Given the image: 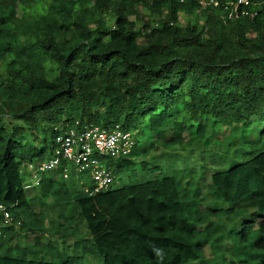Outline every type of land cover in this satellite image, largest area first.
I'll return each mask as SVG.
<instances>
[{
	"label": "trees",
	"instance_id": "trees-1",
	"mask_svg": "<svg viewBox=\"0 0 264 264\" xmlns=\"http://www.w3.org/2000/svg\"><path fill=\"white\" fill-rule=\"evenodd\" d=\"M251 1L259 3L251 18L222 23L217 10L190 1L0 0V204L20 222L0 229V264H83L87 256L101 264H185L209 242L218 247L221 237H212L222 226L211 219L223 214L245 216L234 236L246 261L249 252L264 253V0ZM194 12L201 28L179 25L180 14ZM74 122L118 125L135 133V145L138 135L147 141L154 133L150 148L180 146L187 129L202 145L223 128L254 139L240 154L249 158L235 161L233 153L205 185L201 174L186 182L162 174L89 194L88 178L70 171L68 180L54 172L23 190L25 164L49 157L53 137ZM132 154L135 146L107 160L119 159L118 171ZM17 231L30 243L12 245Z\"/></svg>",
	"mask_w": 264,
	"mask_h": 264
},
{
	"label": "rangeland",
	"instance_id": "rangeland-1",
	"mask_svg": "<svg viewBox=\"0 0 264 264\" xmlns=\"http://www.w3.org/2000/svg\"><path fill=\"white\" fill-rule=\"evenodd\" d=\"M30 9L29 11H31ZM19 14V11L17 10ZM197 12H194L191 17H186L183 14L179 15V25L183 26L185 22L190 24H195L197 28L202 27V20L196 18ZM103 22L106 27L112 26L113 17L109 13H104L102 15ZM144 19V15H143ZM133 21V18H129ZM143 21V20H141ZM141 21H135V28L138 29L141 26ZM17 123L13 120H4L3 125L9 126ZM170 131V130H168ZM135 135L134 132H131ZM140 134V132H139ZM138 135V134H137ZM170 135V132L167 133ZM138 142H136V149L138 150V155L132 154L126 159L131 161V164H123L118 171H115L116 166L119 164V159L107 160L105 164L108 165L111 172H114L113 188H118L129 183H140L146 180H150L158 175H174L175 178L180 179L181 182H186L188 179L197 180L200 176V182L205 185L208 181V176L210 173L223 170L229 165L230 155L235 153L233 160H246V157H240L242 152L246 151V142L254 139V134L249 130L242 132L241 136H228L226 129H220L208 136V144L202 145L194 139L193 132L187 129L183 134V142L180 146L163 148L161 146H156L155 148H150L149 144L155 139V134L151 133L147 135V141L142 138L141 134L138 135ZM187 142V143H185ZM146 151V155H141L140 152ZM33 158L32 161H35ZM141 162L144 163L143 168L141 167ZM211 162V163H210ZM77 181V189L83 188L79 180ZM86 180H83V184H86ZM34 194V193H33ZM33 196V195H31ZM49 202V201H47ZM212 200L206 201L205 204H212ZM204 203H201V208ZM221 209H225V204H220ZM45 208V207H44ZM46 208L48 209V218L54 219V213L51 212L50 204L47 203ZM45 208V209H46ZM35 211L38 210L36 207ZM225 215H221L220 219L212 218L211 221L222 226L220 234L213 236L215 240L218 236L221 240L217 244L218 247L211 249L209 242L203 248V253L201 258L195 261H190L185 264H253L264 259V253H256L254 251L249 252L250 256L253 254L251 261H246L249 256L247 253H243L241 249L244 244L237 243L235 241L234 230L236 229L235 222L243 219L245 216H241L233 221L225 220ZM79 232L84 237L85 230L83 224H79ZM24 234V233H23ZM22 232L17 231V235L11 239L12 245H24L30 243V238H23ZM64 250L68 255H73L72 252V240L67 239L64 244ZM241 252V253H240ZM83 264H101L97 257L87 256L82 262Z\"/></svg>",
	"mask_w": 264,
	"mask_h": 264
},
{
	"label": "built area",
	"instance_id": "built-area-1",
	"mask_svg": "<svg viewBox=\"0 0 264 264\" xmlns=\"http://www.w3.org/2000/svg\"><path fill=\"white\" fill-rule=\"evenodd\" d=\"M193 2L200 8H211L218 11L222 23L235 21L244 17L251 18V0H178L183 4ZM52 150L49 157L37 162L25 164L24 172L29 181L22 186L25 191L37 186L42 177L57 172L62 180L69 179V172L74 176H85L93 187L89 194L103 191L113 183V177L105 166L103 159L125 157L135 146L134 134L123 132L118 125L110 129L96 125H80L74 122L52 139ZM20 225L12 220L7 209L0 204V229Z\"/></svg>",
	"mask_w": 264,
	"mask_h": 264
}]
</instances>
